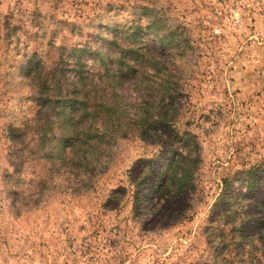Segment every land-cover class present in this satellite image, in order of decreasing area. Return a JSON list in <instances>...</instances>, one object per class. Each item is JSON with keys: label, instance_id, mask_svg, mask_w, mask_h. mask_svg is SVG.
Instances as JSON below:
<instances>
[{"label": "rangeland", "instance_id": "1", "mask_svg": "<svg viewBox=\"0 0 264 264\" xmlns=\"http://www.w3.org/2000/svg\"><path fill=\"white\" fill-rule=\"evenodd\" d=\"M143 7L160 43L133 31L147 23ZM86 44L94 58H126L136 69L108 82L94 76L103 88L89 101L114 107L91 140L66 152L41 147V85L31 75L50 74L61 50ZM130 44L164 61L171 101L158 103L145 58L121 51ZM159 110L172 128L159 123L156 137L141 138L140 115ZM51 127L55 139L65 134ZM182 133L192 155L178 160L174 194L159 186L157 158ZM249 168L264 186V0H0V264H229L211 205L224 178ZM252 202L264 208V189ZM257 232L264 225L240 227ZM258 245L244 264H264Z\"/></svg>", "mask_w": 264, "mask_h": 264}, {"label": "trees", "instance_id": "2", "mask_svg": "<svg viewBox=\"0 0 264 264\" xmlns=\"http://www.w3.org/2000/svg\"><path fill=\"white\" fill-rule=\"evenodd\" d=\"M139 11L146 18L147 23L144 27L137 25L134 29L133 27H127V29H133L134 33L145 31L152 34L160 43L162 36L158 33L159 30L153 31L150 29L155 19L154 16L145 7L140 8ZM131 38L136 39L134 35ZM122 48L121 51L124 55L136 54V58L139 56L140 59L145 58L144 55L141 58V55L137 54L139 48L137 44H130L129 47ZM92 53L91 47L87 44L68 52L61 50L50 74L40 76L38 71L35 70L34 74L31 75V79L36 80L38 85H41L37 103L40 115L43 117V123L40 124L42 125L40 126V133L36 134L41 147L55 143L56 146L58 145L59 151L66 152L76 148L78 144L84 145L92 139L91 130L93 126L97 122L103 125L111 118L113 103L108 108L104 102L94 104L88 99L89 92L94 97L99 88H103V85L97 83L93 78L97 76V79L101 78L108 82L113 74L120 76L124 70H135L137 62H132L123 57L124 59H120L121 63L113 66L112 58L102 55L99 58H94ZM81 54H89L90 57L85 59L80 56ZM88 60L89 63H87ZM145 60L146 65L141 69L150 72L151 75L143 73V76L148 79L151 86L157 87L160 96L157 100L161 104L163 101L170 99L171 96L168 82L164 77L163 79L160 77V69L165 68L164 61L155 62L148 57ZM151 62L152 64H150ZM66 70L72 73V80L68 83L63 79V72ZM96 84H99V86ZM153 100L154 97L150 100L151 105L155 102ZM166 114L161 113L159 110L155 115L151 114L150 111L140 115L139 135H141V138H144L143 135L145 134H150L151 137L157 136L158 131L154 127L159 123L169 129L172 128L173 122L169 123L166 120ZM83 118H86L89 123L87 125L83 124L82 134L78 138L75 130L80 125L79 123H82ZM55 123L65 133L58 139H55V136L51 133V125ZM173 131L176 132L174 129ZM191 139L192 137L187 133H182L177 134L175 138L168 137L167 140L163 141L165 159L157 158V161L165 164L157 171L156 176L157 178L165 177V179L160 185L156 184L155 180V185H159L162 189H169L174 194L179 191L180 187L177 184L179 180L175 174V168L178 160L189 162V159H191L190 155L192 154L189 153L190 147H188ZM194 145L196 146L195 143ZM153 160H147L148 165ZM256 172H258L256 168H249L235 172L231 177L224 178L222 187L211 205L215 217L222 222L226 243L230 247L227 253L229 264H244L245 260L248 261L249 258H253L255 253L253 254L249 247L259 246V243H261V250H264L262 247L264 245L263 232H257L253 236H243L240 233V227L243 223H251L256 226L264 225V208L252 202V193L255 190L264 189V186L261 185L263 179ZM255 211H257L256 215L253 214ZM251 253L253 255H249Z\"/></svg>", "mask_w": 264, "mask_h": 264}, {"label": "built area", "instance_id": "3", "mask_svg": "<svg viewBox=\"0 0 264 264\" xmlns=\"http://www.w3.org/2000/svg\"><path fill=\"white\" fill-rule=\"evenodd\" d=\"M217 31H214V33H216Z\"/></svg>", "mask_w": 264, "mask_h": 264}]
</instances>
